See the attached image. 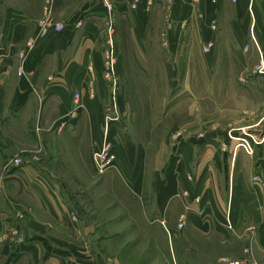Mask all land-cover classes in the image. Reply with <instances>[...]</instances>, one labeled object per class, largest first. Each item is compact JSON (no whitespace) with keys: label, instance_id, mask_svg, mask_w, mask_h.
<instances>
[{"label":"crops","instance_id":"1","mask_svg":"<svg viewBox=\"0 0 264 264\" xmlns=\"http://www.w3.org/2000/svg\"><path fill=\"white\" fill-rule=\"evenodd\" d=\"M110 1L109 10L100 0H53L45 11V0H0V54L6 55L8 62L0 77L4 78L0 79L3 81L2 85L0 83V264H122L116 255L118 245L111 243L117 239L118 233L110 232L106 236L101 224L92 223V220H98L96 212L86 213L81 203L76 207L68 192L82 187L98 188L102 183L91 180L95 178V169L90 150L94 143L92 149L101 142L104 116L108 109L111 115L114 103L119 110L125 109L124 87L118 83V91L113 97L111 84L104 77L103 50L108 42L113 40L114 47L119 46L123 31H127L131 44L145 46L150 38L156 37L154 28L161 29L160 44L169 47L213 42L215 30L210 25L214 15L230 12L234 14L230 26L233 36L228 44L241 45L247 30L246 13L256 14V24L257 14H264V0H138L135 7H132L133 0ZM45 17L61 23L62 30H50L42 35L39 23ZM260 22L263 32L264 21ZM19 51L23 53L22 58L16 54ZM215 54V47L209 53H199L204 71L217 60L218 55L215 58ZM116 56L118 79L117 52ZM187 58L191 60L192 56ZM239 61L244 64L246 59ZM259 61L264 63V43ZM242 73L245 76L246 71H241L239 76ZM251 76L249 81L238 77L239 80L234 83L238 85L239 94L232 90L233 96L230 97L238 98L245 104L248 101L246 88L254 86L263 99L264 71ZM13 82L12 89L8 90ZM90 83L94 84V96L89 92ZM75 92L80 93L77 101L74 100ZM178 99L181 98H176L173 104L165 107L175 108ZM231 106H227L228 112L224 115L229 123L235 120L239 109ZM263 108L262 102L255 111L261 112ZM231 126L230 129H234ZM240 127L247 130L251 125L240 124ZM254 127L253 155L238 153V158L245 157L244 166H234L237 176L235 190L224 204H230L234 222L237 218L259 217L261 213L262 193L257 188L251 190L248 178H244V174L246 176L250 171L264 174V129L257 123ZM121 130L120 119L109 123V137L116 154L114 170L122 179L119 186L123 193L137 201L130 204L131 209L127 207L123 212V220H128L127 216L134 214L137 204L143 201L142 179L145 171L139 161L144 153L140 154L136 165H129L127 158L133 155L134 148L125 141ZM179 145L184 144L180 142ZM86 147L87 165L84 161ZM179 150L182 157L190 153L183 146ZM13 154L19 161L11 165L12 157L8 158ZM68 154L83 167L85 164L90 181L89 177L85 181L84 170L82 179L65 176V168L60 173L56 157L63 158ZM250 158L254 159L253 163ZM234 164H229L231 169ZM184 172L183 168L177 171L173 194V186L168 187L161 179L155 184L156 215L150 221L154 230L138 232L147 239L143 245L147 255L142 258V264H173L171 245L167 243L168 236L175 232H167L161 221L167 212L168 199L178 194L179 179L181 187L184 185ZM191 214L187 215L188 219L194 217ZM145 217L143 215L144 220ZM199 218H194L193 222L199 224ZM118 219L119 216L106 218L111 222ZM87 222L92 225H87ZM205 224L203 227L208 230L210 225ZM199 233L210 235L211 232ZM218 233L222 234L223 242L232 235L231 232ZM183 235L187 236L181 232L177 240L180 237L183 240ZM110 236L111 241L108 239ZM242 236L243 249L237 257L230 253H216L210 258H194L186 263L182 259L184 253L191 257V252L199 251H194L192 247L187 249V246L183 249L182 244L176 246L175 243L176 264H228L230 259L251 264L250 260L247 261L246 248L250 249L251 260L264 264V219H261L258 232H242ZM132 246L134 244H127V252L132 251Z\"/></svg>","mask_w":264,"mask_h":264},{"label":"rangeland","instance_id":"2","mask_svg":"<svg viewBox=\"0 0 264 264\" xmlns=\"http://www.w3.org/2000/svg\"><path fill=\"white\" fill-rule=\"evenodd\" d=\"M100 1L103 2V0ZM107 1L111 4L110 0ZM233 15L230 12L214 15L210 27L215 30V43L214 40L211 41L210 46L205 44L208 41L198 44L173 45L172 47L161 45L159 41L162 37L161 29L154 28L153 32L156 33V37L150 38L145 46L131 44L127 31H123V37L120 39L122 43L119 46L115 48L112 40L104 47L103 63L106 52H111L116 76V52L119 56L120 76L117 79L115 90L112 87L111 90L114 91L112 96L115 97L118 91L116 88L119 85L124 87L125 109L119 110L114 103L111 112L113 116H118L117 120L120 119L125 141L131 143L134 148L133 155L127 158V163L131 166L136 165L140 154L144 153L143 159L139 161V165H142L145 171L142 179L143 201L137 204L134 214L127 216L128 220H123L124 210L126 211L127 207L131 209L130 204L137 203V201L125 192L123 193L119 186V181L122 179L119 173H116V169L114 170V165L109 170L98 172L93 164L95 178L91 180L102 182L98 184L99 187L70 189L68 191L70 194H68L76 207L80 206L78 203H81L86 213L96 212L95 217H98V220H92V223L101 224L105 235L110 232L118 233L117 239L111 241V236L108 239L111 243L118 245L116 255L119 256L122 264H142L144 256L147 255V249L143 246L147 239L138 232H153L154 230L153 223L150 221L156 215V200L153 196L156 193L155 184L161 179L163 184H168V187L173 186L172 194L175 193L176 174L179 168L186 171L183 176L184 185L181 187L179 179L178 194L168 199L167 212L161 221V226H165L167 232H175L171 233V237L168 236L167 243L171 245L170 255L173 264H176L177 260L175 249H173L175 243L176 246L182 244L183 249L187 246V249L192 247L194 251H199V253L191 252V257L190 254L184 253L183 263L194 258L204 260L216 253H230L237 257L243 249L242 232H258L260 229L261 219H264V174L261 172L251 173L250 171L246 176L244 174V178H248L247 181L252 187L251 190L257 188L262 193L259 217H246L243 220L237 218L234 222L231 217L230 204L227 203L224 206L237 181L234 166L235 168L237 165L244 166L245 157L238 158V153L241 151L252 156L253 142L256 138L253 131L254 125L261 124L264 129V108L261 112L255 111L258 105L264 103V98H261L258 89L254 86L246 88L248 101L245 104L244 101L239 102L238 98L230 97L233 96L234 91L235 94H239L238 85L234 83L238 77L249 81L250 77L252 79V74L264 71V63L259 61L264 43V30L262 32L260 28V21H264V14H257L258 24H256V14L246 13L244 19L247 21V30L242 44L229 45L228 42H232L233 36L230 28ZM41 20L48 23L53 22L49 17ZM46 25L43 24L40 27L42 35L50 31V28L43 30V27L48 26ZM204 46L208 47L207 51ZM214 47L215 58L218 55L217 60L215 59L211 68L209 65L207 71H204L199 53H209ZM16 54L21 58L23 56L22 51ZM170 55L172 57H169ZM188 55L192 56L191 60H188ZM243 59H246L244 64L239 61ZM5 63H8L6 55L0 54V77L4 74ZM226 70H228L227 73ZM241 71H246L245 76L243 73V76H239ZM14 82L8 90L12 89ZM179 97L181 99L177 100L175 108L174 106L165 107L173 104V101ZM231 105L239 109L235 120L229 123L228 117L224 115L228 112L227 106ZM234 106L231 107L234 109ZM239 120L240 124H250L251 127L247 130L241 128ZM230 125L234 129L231 130ZM257 128L262 129L260 126ZM256 141L260 140L256 139ZM180 142H183V148H187V153L190 152L188 156L184 154L182 157V153H179V149L182 148L179 145ZM92 148L90 150L91 161ZM40 152L43 154L42 148ZM86 153L87 147L84 150V161L87 165ZM13 155L8 158L10 160L12 157L11 165L18 159ZM56 158H58L57 164L61 174L65 168L67 171L65 176L82 179L84 170L85 181L87 177L90 181L85 164L83 167L70 154L63 158ZM183 159L184 162H182ZM250 160L253 163L254 159L250 158ZM229 164H234L232 169ZM103 183L105 184L102 185ZM168 193L171 195L169 189ZM169 194L168 197H170ZM189 212H192V216L194 214L192 219L187 217ZM143 215L146 216L145 220ZM110 216H119V219L113 222L106 220ZM194 218H199L197 219L199 224L193 222ZM88 223L87 225H92ZM205 223L210 225L208 230L203 227ZM181 232H185L187 236L183 235V240L181 237L177 240ZM199 232L211 233L204 235ZM218 232H231L232 235L223 242V236ZM127 244H134L132 251L127 252ZM150 245L151 243L148 247ZM123 247L126 250L122 251ZM103 255L105 256L104 253Z\"/></svg>","mask_w":264,"mask_h":264},{"label":"built area","instance_id":"3","mask_svg":"<svg viewBox=\"0 0 264 264\" xmlns=\"http://www.w3.org/2000/svg\"><path fill=\"white\" fill-rule=\"evenodd\" d=\"M52 1L53 0H45V6H44L45 11H47L48 5ZM137 1L138 0H133L132 7H135V3ZM102 3L110 10L111 4L107 0H103ZM39 24H40V27L43 26V24L48 25V26L46 25L47 27H43V30H45L46 28H50L49 30L60 31L63 28V25L61 23H58V22L48 23V22L41 20ZM78 24H80V22H78ZM205 44L210 46V45H212V42L208 41ZM204 49H205V51H207L208 47L204 46ZM106 53L107 54H106V57H105V60L103 63V65H104V70H103L104 77L111 84V87L115 90V86H116V82H117V76H116L114 68H113L114 59H113V55L111 52L110 53L106 52ZM89 92H90L91 96H94L95 88H94L93 83L89 84ZM73 95H74L75 101H77L80 98L79 92H75ZM117 117L118 116L111 115L109 109L104 116L101 142H100L99 146L97 148L93 149V151H92V161H93V164H94V166L98 172H104L114 165L116 154L113 150V142L111 141V139L109 137V123L112 120H117ZM18 161H19L18 159L15 160V162H18ZM73 217L74 216L72 215V218ZM245 252L247 254V256H246L247 261L250 260L251 264H257L256 262L251 260L250 249L246 248ZM227 263L228 264H243L244 261L243 260H228Z\"/></svg>","mask_w":264,"mask_h":264}]
</instances>
